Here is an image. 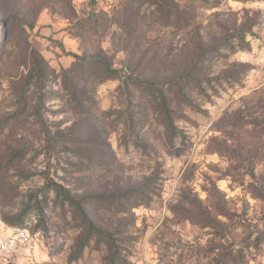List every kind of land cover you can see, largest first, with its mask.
Here are the masks:
<instances>
[{
    "label": "rangeland",
    "instance_id": "374dc122",
    "mask_svg": "<svg viewBox=\"0 0 264 264\" xmlns=\"http://www.w3.org/2000/svg\"><path fill=\"white\" fill-rule=\"evenodd\" d=\"M245 26L203 62L218 85L188 90L198 109L167 86ZM100 59L164 86L175 130ZM73 67L90 75L81 109ZM66 195L117 239V264H264V0H0V240L30 236L0 264L110 263Z\"/></svg>",
    "mask_w": 264,
    "mask_h": 264
},
{
    "label": "trees",
    "instance_id": "16d2710c",
    "mask_svg": "<svg viewBox=\"0 0 264 264\" xmlns=\"http://www.w3.org/2000/svg\"><path fill=\"white\" fill-rule=\"evenodd\" d=\"M245 1H248V0H245ZM167 11H168L167 13L169 16L174 14L169 9ZM249 32H251V29H249L248 26L239 28V30H235L234 32L230 34L229 40L224 41L221 45H218L217 47H211L210 49L208 48L204 50L199 56L198 58L199 60L197 62H195L187 70L181 72L179 74L180 76L179 79H175L167 83V86L172 87L184 103H186L190 107L198 109L199 108L198 104L194 103L191 97V93L189 92L196 91L197 95L206 96L207 95L206 89L214 90L215 84L218 85V83H216L217 81L209 80L208 82H206V81H201L200 79L196 77L198 74L201 73V70L203 69L202 67L203 62L209 60L211 56H214L215 54H217V56H220V57H225L226 52L228 53V52L234 51L237 48H242L246 42L245 36L247 33L249 34ZM236 38L238 41L234 42ZM74 56L80 59L78 61L79 65H81L82 67L88 68V65H89L88 61L82 60L81 57H79L77 54H74ZM30 58L31 59L29 61L31 62V70L36 69L37 70L36 79L41 80L40 78L44 77V70L46 69V66L43 64L44 62L43 58L40 56V54H38V52L34 50V48H31L30 50ZM95 64L101 68L103 74H107L108 76H115L116 74H119L120 78L122 79L121 85L119 86L120 90L122 89L126 93L127 96H130L132 91L139 92L141 98H143L144 100H147L150 103V105H154V110L160 116H162V120L165 126L168 127V129L171 128L172 130L173 129L175 130V126L173 125L171 121V117H170V114L173 111L168 107V104L166 102L167 98L163 91L164 86L158 85L157 83H155L153 78H143V79L134 78L132 74V70H129L125 67H121L120 69L110 67L107 62L103 61V59H100V61H96ZM88 74L84 73L82 70L75 71V68L73 67L71 68V70L65 71L62 75L64 84L67 85V83H70L72 93H68L70 96L69 99L72 100V104L77 109L79 108L81 109L82 103L76 100L75 92L76 91L87 92L86 89H83V86L82 87H79V86L82 82H85L90 77V75ZM236 74L237 72H235L234 74L230 73L226 75V78L234 80L236 78ZM86 75H87V79H85ZM72 79H74V81H72ZM203 82H204V85H203ZM29 84L30 86L33 85V83H29ZM141 111L144 112L145 108L141 109ZM20 155H22V153ZM59 188H62V187L58 184H55L54 189L56 192L59 191ZM134 191L135 190L133 189H129L125 191L123 193L124 194L123 197L127 198L131 196H141L142 191H140V189L137 190L138 195H132L131 193ZM66 199L69 201L70 204H73L78 208L79 213L82 216L84 223L87 224V228H88L87 234L89 238L94 236L95 234H100L106 237L107 244L112 250V256H111L109 264H117L115 262L120 260V257H119L120 252L118 251L119 247L117 244V239L111 233H107L95 227L92 220L88 217L86 210L80 205V203L78 202L76 203L75 200L71 198L69 195H66ZM2 218L5 222H8L7 218L5 217H2Z\"/></svg>",
    "mask_w": 264,
    "mask_h": 264
},
{
    "label": "built area",
    "instance_id": "2783aa9c",
    "mask_svg": "<svg viewBox=\"0 0 264 264\" xmlns=\"http://www.w3.org/2000/svg\"><path fill=\"white\" fill-rule=\"evenodd\" d=\"M13 237L11 240L6 238L0 240V254L6 255L4 256V258L6 257L5 259H7L9 253L15 251L14 244L16 241L26 243L30 239L27 230L23 228L15 229Z\"/></svg>",
    "mask_w": 264,
    "mask_h": 264
}]
</instances>
